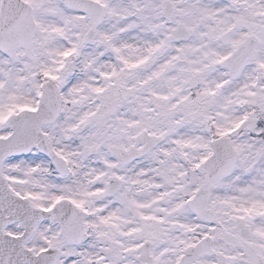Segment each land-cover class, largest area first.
<instances>
[{
    "label": "snow or ice",
    "instance_id": "1",
    "mask_svg": "<svg viewBox=\"0 0 264 264\" xmlns=\"http://www.w3.org/2000/svg\"><path fill=\"white\" fill-rule=\"evenodd\" d=\"M0 264H264V0H0Z\"/></svg>",
    "mask_w": 264,
    "mask_h": 264
}]
</instances>
